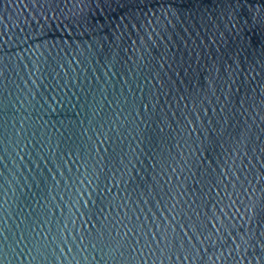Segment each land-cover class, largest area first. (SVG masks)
Instances as JSON below:
<instances>
[{
	"label": "water",
	"instance_id": "obj_1",
	"mask_svg": "<svg viewBox=\"0 0 264 264\" xmlns=\"http://www.w3.org/2000/svg\"><path fill=\"white\" fill-rule=\"evenodd\" d=\"M0 264H264V0H0Z\"/></svg>",
	"mask_w": 264,
	"mask_h": 264
}]
</instances>
